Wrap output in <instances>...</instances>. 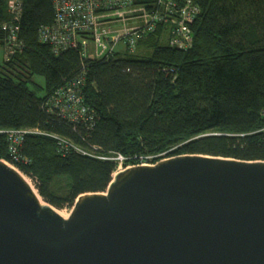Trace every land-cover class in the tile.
Listing matches in <instances>:
<instances>
[{"label":"trees","instance_id":"1","mask_svg":"<svg viewBox=\"0 0 264 264\" xmlns=\"http://www.w3.org/2000/svg\"><path fill=\"white\" fill-rule=\"evenodd\" d=\"M157 1L136 3L151 8ZM186 1L172 0L176 9ZM193 1L201 13L190 26L191 47L172 46L169 24L161 22L135 52L85 59L72 49L57 55L40 41V28L55 19L52 0H22L24 47L0 60V131L42 133L26 134L20 161L0 133V159L58 208L105 192L119 155L124 168L194 154L264 161V0ZM7 3L0 0V26L11 20ZM4 36L0 27V45ZM80 75L93 117L72 121L51 98Z\"/></svg>","mask_w":264,"mask_h":264},{"label":"water","instance_id":"2","mask_svg":"<svg viewBox=\"0 0 264 264\" xmlns=\"http://www.w3.org/2000/svg\"><path fill=\"white\" fill-rule=\"evenodd\" d=\"M0 159V264H264V161L179 155L120 171L64 218Z\"/></svg>","mask_w":264,"mask_h":264},{"label":"built area","instance_id":"3","mask_svg":"<svg viewBox=\"0 0 264 264\" xmlns=\"http://www.w3.org/2000/svg\"><path fill=\"white\" fill-rule=\"evenodd\" d=\"M52 3L55 19L51 25L40 28V41L50 45L57 55L72 49L85 59L110 58L123 50L135 52L139 40L154 32L161 22L169 24L172 46L189 48L194 39L191 23L201 13L193 0H187L179 9L172 0H158L151 8L136 3V0H52ZM7 4L11 20L0 26L5 35L0 45V60H9L24 47L19 37L22 0H8ZM84 84V75H80L57 89L50 106L72 121L92 118L84 100ZM0 133L7 134L12 159L20 161V147L26 134L42 132L38 129H11ZM116 159L120 164L114 174L124 170V158L119 155ZM143 164L152 163L140 165Z\"/></svg>","mask_w":264,"mask_h":264},{"label":"rangeland","instance_id":"4","mask_svg":"<svg viewBox=\"0 0 264 264\" xmlns=\"http://www.w3.org/2000/svg\"><path fill=\"white\" fill-rule=\"evenodd\" d=\"M91 49H92V48H91ZM0 52H1V51H0ZM90 56L93 57V55H92L91 53H90ZM35 80H37L38 83H41L42 85H44V82H45V81H44V78H43V77L37 76V77H35ZM152 164H153V163H152ZM127 168H128V167H127ZM125 169H126V168H124V170H125ZM122 171H123V170H122ZM116 174H117V173H116ZM116 174H114L113 178L116 176ZM24 175H25V174H24ZM25 177L28 179V181L31 183L32 187L35 189V191H36V193L38 194V196H39L44 202H46L47 204L51 205V206L54 207L55 209H57V210H59V211H62L63 213L67 214L68 216L70 215L73 206H72V207L58 208V207H56V206H54V205L48 203V202L45 201V200L40 196V194L38 193V190H37V188H36V186H35V182H34V180H33L31 177L27 176V175H25Z\"/></svg>","mask_w":264,"mask_h":264},{"label":"bare ground","instance_id":"5","mask_svg":"<svg viewBox=\"0 0 264 264\" xmlns=\"http://www.w3.org/2000/svg\"><path fill=\"white\" fill-rule=\"evenodd\" d=\"M55 17V16H54ZM23 175V177H24V179L30 184V186L32 187V185H31V183L28 181V179L25 177V175L24 174H22ZM33 188V187H32ZM34 189V188H33ZM34 191H35V189H34ZM36 192V191H35ZM37 194V193H36ZM39 197V196H38ZM39 199H40V202L43 204V205H48L46 202H44L40 197H39ZM55 209V208H54ZM56 211H58L64 218H67L68 217V215L67 214H65V213H63L62 211H59V210H57V209H55Z\"/></svg>","mask_w":264,"mask_h":264}]
</instances>
